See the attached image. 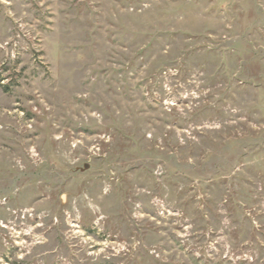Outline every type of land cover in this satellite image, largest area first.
Masks as SVG:
<instances>
[{
	"label": "rangeland",
	"instance_id": "rangeland-1",
	"mask_svg": "<svg viewBox=\"0 0 264 264\" xmlns=\"http://www.w3.org/2000/svg\"><path fill=\"white\" fill-rule=\"evenodd\" d=\"M0 264H264V0H0Z\"/></svg>",
	"mask_w": 264,
	"mask_h": 264
}]
</instances>
